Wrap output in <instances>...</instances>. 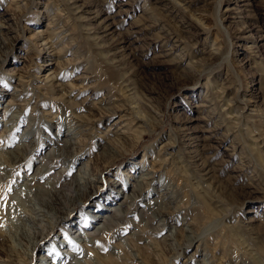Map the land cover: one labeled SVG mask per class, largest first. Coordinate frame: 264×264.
<instances>
[{"label":"rangeland","instance_id":"374dc122","mask_svg":"<svg viewBox=\"0 0 264 264\" xmlns=\"http://www.w3.org/2000/svg\"><path fill=\"white\" fill-rule=\"evenodd\" d=\"M15 1L0 0V151L27 154L7 175L0 169V231L21 206L18 196L25 198L26 177L43 195L68 193L80 167L91 168L97 180L83 203L71 204L40 239L28 264H40L41 254L54 264L77 258L97 264L101 257L120 264H145L140 258L146 264H264V0ZM87 29L113 45L111 65L91 47ZM50 32L56 33L52 47L42 44ZM124 72L129 79L121 92L116 84ZM55 73L61 83L86 74L89 86L66 98L75 107L48 91L44 77ZM133 107L145 116L134 126ZM12 111L15 123L7 127ZM69 123L83 131L62 148ZM27 129L30 147L20 151ZM124 131L131 139L113 143ZM51 148L71 156L49 155ZM174 158L190 167L192 183L200 180L201 194L178 173ZM194 160L207 166L195 168ZM150 171L154 178L136 191ZM161 185L174 199L168 226L153 221ZM120 203L129 207L124 216L114 209ZM185 229L201 239L186 245ZM82 233L87 237L76 242ZM14 247L0 234V264L26 258V246L17 254Z\"/></svg>","mask_w":264,"mask_h":264},{"label":"bare ground","instance_id":"6f19581e","mask_svg":"<svg viewBox=\"0 0 264 264\" xmlns=\"http://www.w3.org/2000/svg\"><path fill=\"white\" fill-rule=\"evenodd\" d=\"M173 1L175 2L176 0H173ZM22 2L25 3L26 0H16L15 4H17V6H19L20 3L23 4ZM199 22H201L200 19H199ZM201 24H202V22H201ZM91 31H93L94 33H92ZM55 34L56 33H54V32H50L48 34V36H46L45 42H43L42 44L43 45H47V44L50 45V43H53L52 39L54 38ZM87 35H88L89 40L93 42L91 44V47L95 48V50L97 51V54L100 55V57H102V59H104L105 64L111 65L109 58L112 57L111 51L113 50V45L102 43V37H100L98 35V32L95 31V30L87 29ZM37 38L44 39V36L41 35V36H38ZM58 76H60V74L59 73H55V74H51L49 76L46 75V77H44L45 79L43 81L46 82V84L47 83L50 84L48 86V91L50 90V91H52V92H54L56 94H61L60 97L57 98L58 101L60 100L63 103H67L68 102L71 106L76 105V103L71 102L70 100L67 101L66 98L71 92H75V91L82 92L89 86L86 83V78H87L86 74H85V77H81L82 79L79 82H75V83L74 82H71V83H69V82L68 83L58 82L59 81V79H58L59 77ZM128 79H129L128 75H126V73L124 72L122 77H121V79H119V81L116 84L117 85L116 86L117 90H119L121 92L122 91L124 92V89L126 88L124 83H126L128 81ZM56 82H58V83L56 84ZM56 86H57V88H56ZM246 105H247V103H246ZM132 110H133V112L135 111L136 114L138 115L136 117V119H134L132 121V122H134V123H132L133 124L132 126H134V125L140 124L142 118L145 119V116L142 115L140 109L137 111L136 107H133ZM12 112L13 113L11 115V118L5 120V122H4L6 126L10 125L12 123H15V121H14V119L16 118L15 117L16 115L14 114L15 111H12ZM72 114L75 115V112H72ZM82 127H83L82 125H76V123H73V124L69 123L68 124V128L69 129H68V131L66 133L67 136L64 137V139L61 142V143H63L62 148L64 146L68 147V145L69 146L71 145L72 141H70V140L75 138L77 136V134H79L81 131H83ZM130 130H131V128H130ZM5 131H10V129L6 128ZM127 134H128L127 131H124L121 134V135H123L122 138H118L117 137V139L112 140L113 143H115L116 145L117 144L119 145V143H121V141H122L121 139H123V141H124V138H125V136H127ZM30 136L31 135L28 133V129H27L25 131V133L19 138V140H18L19 142L17 143V145H16L17 147L16 148H18V150H20V151H22L24 149L28 150L30 146H28V144L26 142L30 139ZM127 137H129V136H127ZM139 138H141V136H139ZM130 139H131V137L128 138V140H130ZM125 140H126V138H125ZM128 140H126V141H128ZM257 140H258V138H257ZM9 144L10 143L6 144V146H9ZM4 146H3V148H5ZM52 148L48 152L49 155L51 154V155L60 157L61 159L69 158L71 156L69 153L66 152L65 149H61V150L59 149L60 150L59 151V150H57L55 148H54L55 150L52 149ZM118 149L119 148L115 149L116 152L118 151ZM11 151L12 150L11 149L8 150L7 147H6V150L2 149V151H0V155H2V156L4 155L7 158V162L5 160H3L2 158H0V169H5L2 172L3 175H7V173H5V171H7L8 169H13L14 167H17V165L21 161L25 160V158H26V154L27 153L26 154H24L23 152L14 153L13 151L12 152ZM80 152L81 151H78L76 149V147H73V153L76 154V156H79V155L81 156L82 153H80ZM80 156L77 158L78 161H80ZM188 157H190V156H188ZM191 158H193V157H191ZM164 161L166 162L168 160H164ZM177 162H178V160H177ZM177 162H176V158H174L173 161H172L173 165H175V167L178 168V170H179L178 173H183L184 175H186L187 176V181H189L191 183V186L193 187V190L198 195L201 194V190L200 189H202V186H201L200 180H198L197 183H195V182L192 183V179H195V177H193L192 176L193 174L189 171L190 167L178 165ZM194 163H195V168L199 167V166H201L202 168L203 167L205 168L207 166V164H204L203 162H200L199 160H194ZM78 169H79L78 170L79 172L77 174V177H74V179H73L74 187H72V189L68 193H63L64 191H61L59 189H55L54 191H52V193H48V194L43 195L42 194V190H39L40 188L36 189V188H34L32 186H29V182L28 181L31 180V179H34L32 177H30V178L26 177L27 181L24 182L22 185H20V186L23 187V190L21 191V193H22V195H24L25 198H23V197L21 198V196H18L19 198H17L16 200L18 202H20L21 206L17 210L16 209L12 210V215L9 216V221H8V223L6 225H4V228H2V230L0 231V234H2L4 236H7L8 238H10L12 240L13 244L16 246V247H14L15 248L14 252H16V254L18 253V250H20V248L22 246H26L25 250H22L23 248L21 249L22 252H24V255H25L26 258L24 257L25 258L24 260L19 259V262L15 261V259L10 258L9 261H8L10 264H21L20 261L21 262L25 261V263H27V264L30 263V261H31V257L30 256L32 255L33 251L35 250V248H36L38 242L40 241V239L45 237V236H47L51 231L54 230V228H55V226L57 225L58 222H61V221H63L65 219L64 217L69 214L68 208L70 207L71 204L75 203L77 200H78V203H83L82 202V197L84 195H86V196L89 195L91 193V190L96 187L95 183L97 182V180L93 176V174H92L93 172H92L91 168H89V167H80ZM153 173H154L153 171L145 172L143 174L144 176H143L142 180L140 179V180L137 181L136 186H135V188H136L135 190L138 191V192L142 191L144 189L145 185L149 184V181L154 178ZM201 179H202V177H201ZM37 188H38V186H37ZM160 188L163 191L161 192V198L159 199L160 201L158 203V206L156 205L157 202L155 204L157 206V208L155 207L156 209H154L155 210V212H153V218L154 219L153 218L152 219H153V221L159 220L161 222L160 224H162L163 226H168L167 225V218H169V216H170V214H171V212L173 210V207H171L172 206L171 203L174 201V199H173V196H172L170 188H166L163 185H161ZM210 190L214 191V189L211 188V187H210ZM41 194L43 196V200L40 199V198H42ZM129 197H132L133 199L134 198L136 199V194H134V195L132 194ZM204 198H206V194L205 193H204ZM122 204H124V203H120L119 206L114 208V209H116V211L119 212V215L123 214V216H124L126 214V212H127L129 207H127V208L124 207L123 208ZM30 211H31V213H34V214L33 215L30 214L29 213ZM111 218H112V221H113V217H110V221H111ZM75 222H76V219L75 220L71 219L69 221V223H71V224L75 223ZM190 224H193V223H190ZM185 230L188 233L190 232V235H188L186 237V240H187V244L186 245L189 246V245L195 244L198 240L201 239L199 235H197L196 233L192 232L190 229H185ZM4 231L5 232H10V233L12 232V234L8 236V235H6V233H4ZM45 231H47V234H45ZM83 236L87 237L86 234L83 235V233H82L81 237L79 239H74V240H76V242H79V241L82 242L85 239V237L83 238ZM64 237L67 238V232H65V231H64ZM64 237H63V239H64ZM63 239L61 238L60 242H62V243L66 242V240L63 241ZM173 239H174V237H173ZM174 242H175V239H174ZM243 245H245V241L241 242V246H243ZM248 245H250V244H248ZM240 250L243 251V253L246 256L249 255V256L253 257L252 252H249V250H245L244 247L243 248L241 247ZM67 255L68 254L66 253V256ZM29 257H30V259H29ZM132 257H134V259H136V260H139V258H140L139 256H137L135 254L132 255ZM39 259H40V264H54V260H55V259H52V257H49V254H48V256L44 255V254H41L39 256ZM140 261H141V263H145L146 264V262L142 258H140ZM61 264H74V263H71L70 260H66L65 262H62ZM75 264H82V261L78 260V258H77L75 260ZM97 264H120V263L118 261H115V260H111V259L109 260V258H107V257L106 258L105 257H103V258L101 257V259L98 260ZM204 264H210V263L206 262Z\"/></svg>","mask_w":264,"mask_h":264}]
</instances>
